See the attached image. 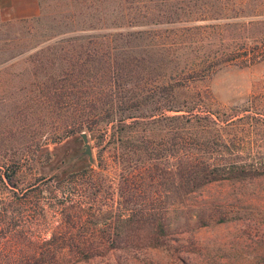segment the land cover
<instances>
[{
  "label": "trees",
  "instance_id": "16d2710c",
  "mask_svg": "<svg viewBox=\"0 0 264 264\" xmlns=\"http://www.w3.org/2000/svg\"><path fill=\"white\" fill-rule=\"evenodd\" d=\"M75 16L42 49L44 76L32 73L48 124L0 155V264L164 250L242 219L192 199L264 178V101L222 108L206 85L264 64V0H83ZM81 133L92 163L56 155Z\"/></svg>",
  "mask_w": 264,
  "mask_h": 264
},
{
  "label": "rangeland",
  "instance_id": "374dc122",
  "mask_svg": "<svg viewBox=\"0 0 264 264\" xmlns=\"http://www.w3.org/2000/svg\"><path fill=\"white\" fill-rule=\"evenodd\" d=\"M82 1L39 0L40 22L0 21V155L15 152V140L39 139L48 124L37 88L32 86L37 84L32 73L37 69L39 78L44 76V68L50 65L42 49L54 45L56 38H49L56 29L76 20ZM48 51L45 55L54 49ZM206 85L219 107H241L248 97L259 105L264 101V64L226 68ZM15 127L21 128L20 134L12 131ZM48 147L51 150L54 145L49 142ZM65 149L84 150L81 138L70 139L56 155L62 156ZM192 201L223 206L242 219L177 235L164 250L113 251L80 264H264V178L214 183Z\"/></svg>",
  "mask_w": 264,
  "mask_h": 264
},
{
  "label": "crops",
  "instance_id": "0c3cea01",
  "mask_svg": "<svg viewBox=\"0 0 264 264\" xmlns=\"http://www.w3.org/2000/svg\"><path fill=\"white\" fill-rule=\"evenodd\" d=\"M39 0H0V21L21 22L39 16Z\"/></svg>",
  "mask_w": 264,
  "mask_h": 264
},
{
  "label": "water",
  "instance_id": "95a60500",
  "mask_svg": "<svg viewBox=\"0 0 264 264\" xmlns=\"http://www.w3.org/2000/svg\"><path fill=\"white\" fill-rule=\"evenodd\" d=\"M80 138L83 142V148H84V151L82 154L88 158L89 163H92L93 162V155H92L91 146H90L89 141H88V136L85 133H81Z\"/></svg>",
  "mask_w": 264,
  "mask_h": 264
}]
</instances>
